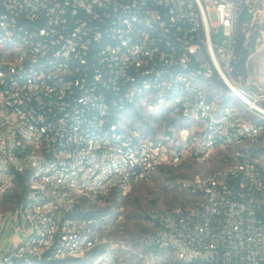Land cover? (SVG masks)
Instances as JSON below:
<instances>
[{
  "label": "built area",
  "instance_id": "built-area-1",
  "mask_svg": "<svg viewBox=\"0 0 264 264\" xmlns=\"http://www.w3.org/2000/svg\"><path fill=\"white\" fill-rule=\"evenodd\" d=\"M262 21L264 0H0V199L26 177L0 212V264H120L109 194L214 153L218 168L182 182L190 201L146 210L126 249L143 264H264V83L235 67ZM142 109L167 119L126 126Z\"/></svg>",
  "mask_w": 264,
  "mask_h": 264
},
{
  "label": "rangeland",
  "instance_id": "rangeland-1",
  "mask_svg": "<svg viewBox=\"0 0 264 264\" xmlns=\"http://www.w3.org/2000/svg\"><path fill=\"white\" fill-rule=\"evenodd\" d=\"M250 16L243 14L242 22H249ZM246 36H255V49L246 58V72L248 77H254L264 83V21L254 24L246 31ZM221 36H217L220 40ZM242 111V109H241ZM162 121L167 119L165 111L161 110L157 117L144 113L143 109L126 114L125 124L140 125L142 119ZM223 162L220 153L210 154L203 161L188 160L178 165H166L153 172L147 179L133 184L130 189L122 194L114 190L106 201L116 202L121 219L113 215L108 220L107 237L113 244L120 241L119 246L114 247V254L120 264H143L130 251L126 249L137 246L138 241L146 229L144 214L151 207L172 206L184 204L190 201V195L181 186L182 182L191 179L196 174H207L218 168ZM21 188L15 185L0 199V212L9 213L17 206L19 199L16 194ZM18 224V223H17ZM19 225V224H18ZM21 225L23 221L21 220ZM22 232L11 231L10 238H18ZM1 248H9L6 244L5 234L2 236ZM122 245L124 247H122ZM89 259V258H87ZM76 264V263H65ZM77 264H81L80 262Z\"/></svg>",
  "mask_w": 264,
  "mask_h": 264
},
{
  "label": "trees",
  "instance_id": "trees-1",
  "mask_svg": "<svg viewBox=\"0 0 264 264\" xmlns=\"http://www.w3.org/2000/svg\"><path fill=\"white\" fill-rule=\"evenodd\" d=\"M255 38H256L255 36H244L243 34H240V38L238 40L237 54L239 56V61L235 64V67L238 70V72L242 73L244 76L246 74L245 61L247 56L255 49ZM25 180H26L25 175L18 173L15 174L14 185L21 188V192L19 194H16L19 201L24 197L26 193ZM65 263L67 262L66 261H61V262L36 261L32 264H65ZM68 263H73V262H68Z\"/></svg>",
  "mask_w": 264,
  "mask_h": 264
}]
</instances>
